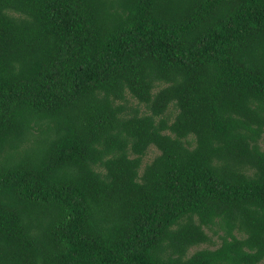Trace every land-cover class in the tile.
Wrapping results in <instances>:
<instances>
[{
	"label": "trees",
	"instance_id": "obj_1",
	"mask_svg": "<svg viewBox=\"0 0 264 264\" xmlns=\"http://www.w3.org/2000/svg\"><path fill=\"white\" fill-rule=\"evenodd\" d=\"M263 142L264 0H0V264H264Z\"/></svg>",
	"mask_w": 264,
	"mask_h": 264
},
{
	"label": "rangeland",
	"instance_id": "obj_2",
	"mask_svg": "<svg viewBox=\"0 0 264 264\" xmlns=\"http://www.w3.org/2000/svg\"><path fill=\"white\" fill-rule=\"evenodd\" d=\"M261 145L264 148V142L261 143ZM157 153H158V150L155 147L148 149L147 154L144 157V162H149ZM203 246L206 247L207 244H203ZM199 247H201V246H199Z\"/></svg>",
	"mask_w": 264,
	"mask_h": 264
}]
</instances>
